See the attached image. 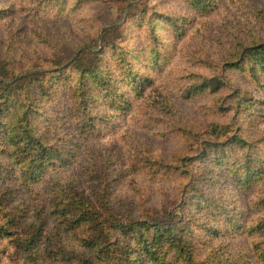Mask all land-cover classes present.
Masks as SVG:
<instances>
[{
	"label": "rangeland",
	"instance_id": "1",
	"mask_svg": "<svg viewBox=\"0 0 264 264\" xmlns=\"http://www.w3.org/2000/svg\"><path fill=\"white\" fill-rule=\"evenodd\" d=\"M262 42L264 0H0V163L22 167V110L57 151L19 212L86 201L99 243L83 245L84 226L62 236L96 264L105 243L124 256L121 226L143 209L181 230L158 253L168 264H264ZM2 245L0 264H17Z\"/></svg>",
	"mask_w": 264,
	"mask_h": 264
},
{
	"label": "trees",
	"instance_id": "2",
	"mask_svg": "<svg viewBox=\"0 0 264 264\" xmlns=\"http://www.w3.org/2000/svg\"><path fill=\"white\" fill-rule=\"evenodd\" d=\"M252 49L249 59L261 55L259 63L260 66H264V42L255 45ZM254 68L256 71L258 66ZM92 74L96 80L94 73ZM204 87L207 88L208 85L201 83L196 85L194 90L201 91ZM21 114V120L10 130L12 135L9 136V140L17 147L16 160L18 164H22V167L16 175L12 166L0 163V214L5 219L0 225V240L3 244L1 252H6L4 254L9 257V260L17 264H96L84 259L85 257L78 250L67 245L68 242L62 236L63 230L75 232L76 229L84 226L86 229L83 245L99 243L95 236L89 239V230H92L91 221L96 211L86 201L65 193L44 200L49 204L50 210L52 209L49 210L50 216L44 209L37 208L33 210L30 217L19 212L25 211L26 208L19 205L16 194L21 188H29L32 184H37L46 164L57 158L54 147L47 145L43 134L36 133L37 130L31 127L28 111L22 110ZM88 119V126L94 128V123ZM83 121L84 119L79 120L81 127L87 128V124ZM2 124L0 120V126ZM214 129L217 132L222 128L215 126ZM143 164L148 165L147 161ZM146 214V209L138 211L134 218L128 221L127 227L121 226L126 233H131V240L122 247L123 257H117L118 259L112 257L111 254L117 250L110 251L109 245L112 243H105V251H101L102 245L94 247L97 253L103 254L104 263L102 264H135L134 256L137 253L144 254L145 258L149 257L159 264H168L165 257L159 256L158 253L166 240L170 244V240L175 238L180 244L181 230L167 220L148 221L150 222L148 223L149 218ZM48 217L53 218L55 222L48 225ZM112 246L118 245L115 243ZM185 250L188 249L185 248Z\"/></svg>",
	"mask_w": 264,
	"mask_h": 264
}]
</instances>
